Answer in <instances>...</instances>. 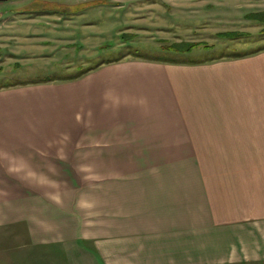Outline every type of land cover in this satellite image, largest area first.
Returning a JSON list of instances; mask_svg holds the SVG:
<instances>
[{"label": "crops", "instance_id": "obj_1", "mask_svg": "<svg viewBox=\"0 0 264 264\" xmlns=\"http://www.w3.org/2000/svg\"><path fill=\"white\" fill-rule=\"evenodd\" d=\"M236 53L0 87L17 264H264V48Z\"/></svg>", "mask_w": 264, "mask_h": 264}, {"label": "rangeland", "instance_id": "obj_2", "mask_svg": "<svg viewBox=\"0 0 264 264\" xmlns=\"http://www.w3.org/2000/svg\"><path fill=\"white\" fill-rule=\"evenodd\" d=\"M82 3L66 14L57 10ZM262 10L264 0L0 1V86L76 78L122 58L200 60L254 51L264 45V24L248 14ZM227 31L251 35H218ZM182 41L201 44L184 54L164 49ZM9 233L0 228V264H17L26 251L21 237ZM49 254L34 251L27 264H54Z\"/></svg>", "mask_w": 264, "mask_h": 264}, {"label": "trees", "instance_id": "obj_3", "mask_svg": "<svg viewBox=\"0 0 264 264\" xmlns=\"http://www.w3.org/2000/svg\"><path fill=\"white\" fill-rule=\"evenodd\" d=\"M83 4L84 3H82L81 5L77 4V6H75V7H73V5H69V6H66V7H58L57 6L58 9L57 8L56 9L60 10L61 14H63V13L66 14V13H69L70 10L81 8L83 6ZM248 17L253 19V20H255V21H257V22H260L261 24H264V10L252 12V13L248 14ZM261 31H262V33H264V27H263V29H261ZM218 35L221 36V37L236 38V37H239V36L249 37L251 34L250 33H246V32L244 33V32H236V31H227V32L218 33ZM126 36H127L126 34L122 35V37H126ZM200 44L201 43L182 41V42H176V43H172V44L166 45V47H164V49H166V50H168V51H170L172 53H176V54L182 53L183 54L184 52L191 51L192 49H194L196 46H198ZM204 46L205 47H210V45H207V44H205ZM262 48H264V45H262L261 48H258L255 51L260 50ZM116 60H119V59H116ZM100 64H97L96 66H93L92 68H95V67H97ZM92 68H88L86 70V72L89 71ZM79 75H81V74H78L77 77ZM70 78H73V77H70ZM49 80H54V79L45 78V79H42V80H38L37 79V80H31V81H19V80H17V81H14V82L6 84V86L17 85V84H26V83H30V82H40V81L43 82V81H49Z\"/></svg>", "mask_w": 264, "mask_h": 264}, {"label": "water", "instance_id": "obj_4", "mask_svg": "<svg viewBox=\"0 0 264 264\" xmlns=\"http://www.w3.org/2000/svg\"><path fill=\"white\" fill-rule=\"evenodd\" d=\"M0 1H5V0H0Z\"/></svg>", "mask_w": 264, "mask_h": 264}]
</instances>
